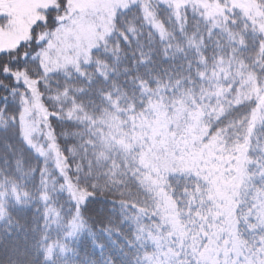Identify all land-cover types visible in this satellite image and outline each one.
<instances>
[{
	"label": "snow or ice",
	"instance_id": "snow-or-ice-1",
	"mask_svg": "<svg viewBox=\"0 0 264 264\" xmlns=\"http://www.w3.org/2000/svg\"><path fill=\"white\" fill-rule=\"evenodd\" d=\"M0 264H264V0H0Z\"/></svg>",
	"mask_w": 264,
	"mask_h": 264
}]
</instances>
